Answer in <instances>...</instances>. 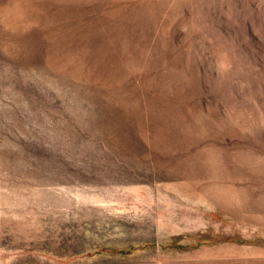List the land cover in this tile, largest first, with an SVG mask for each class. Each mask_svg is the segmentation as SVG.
<instances>
[{
    "label": "rangeland",
    "instance_id": "1",
    "mask_svg": "<svg viewBox=\"0 0 264 264\" xmlns=\"http://www.w3.org/2000/svg\"><path fill=\"white\" fill-rule=\"evenodd\" d=\"M0 264H264V0H0Z\"/></svg>",
    "mask_w": 264,
    "mask_h": 264
}]
</instances>
